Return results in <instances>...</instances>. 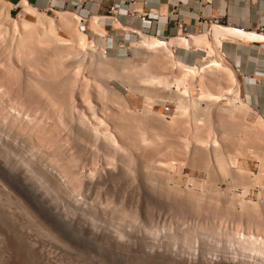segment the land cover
<instances>
[{"label": "rangeland", "instance_id": "1", "mask_svg": "<svg viewBox=\"0 0 264 264\" xmlns=\"http://www.w3.org/2000/svg\"><path fill=\"white\" fill-rule=\"evenodd\" d=\"M31 4L0 0V264H264V76L212 28L140 57V35Z\"/></svg>", "mask_w": 264, "mask_h": 264}, {"label": "crops", "instance_id": "2", "mask_svg": "<svg viewBox=\"0 0 264 264\" xmlns=\"http://www.w3.org/2000/svg\"><path fill=\"white\" fill-rule=\"evenodd\" d=\"M10 1L13 4H22L24 0ZM28 1L36 3L39 7L48 5L56 7L71 5L76 7V4H81L79 13L91 18L96 16L100 25H106L108 22L111 26V32L119 33V30H126L129 38L134 36L131 31L135 28L147 31L148 34H159L157 36L168 38L180 33V22L186 23L190 31L195 33L198 26L195 17L202 10L205 12L206 17L213 22L206 30L211 29L214 23H219L216 20H220V18L223 21H227L228 24L252 30H258L259 25H264V0H261L260 5H256L251 0H212L213 4L206 8H204V3L207 0H202L201 4L197 3L196 0ZM121 1H125V4L120 8V18L118 20L109 19L110 6ZM134 11L145 15L146 19L142 20L138 17H132L130 13ZM167 17H169L168 21H166ZM225 41L223 42V49L232 62L231 64H234L239 70V74L246 76V78L264 76V42H240V40L232 41V39ZM260 107L262 106L260 105Z\"/></svg>", "mask_w": 264, "mask_h": 264}, {"label": "bare ground", "instance_id": "3", "mask_svg": "<svg viewBox=\"0 0 264 264\" xmlns=\"http://www.w3.org/2000/svg\"><path fill=\"white\" fill-rule=\"evenodd\" d=\"M22 10L20 11V16H19V18L21 17V19L22 18H25L26 17V15L27 14H30V15H33V16H42L41 15V12H40V10L38 9V7L37 6H33L31 3H30V1H28V0H24L23 2H22ZM62 12V11H61ZM65 12V11H64ZM59 13L60 12H58L57 13V15H59ZM43 14V13H42ZM79 14V13H78ZM198 15V14H197ZM196 15V16H197ZM61 16V15H60ZM81 16H84V15H82L81 13L79 14V16H77V17H79L80 19H82L81 18ZM91 16V15H90ZM44 17V16H43ZM46 17V16H45ZM89 17V16H88ZM38 18V17H37ZM40 18H42V17H40ZM47 18V17H46ZM48 18H50V17H48ZM47 18V19H48ZM93 19H96V20H98V18H96V16H93L92 17ZM52 19V18H51ZM42 20H43V18H42ZM41 20V21H42ZM54 20V19H53ZM43 21H45V20H43ZM213 23V22H212ZM206 29V28H205ZM54 31V30H53ZM98 30H96V32H97ZM100 32V31H99ZM98 32V33H99ZM177 32H179V31H177ZM103 33V32H102ZM96 34V33H95ZM100 34V33H99ZM203 35H208L212 40H213V42L215 43V45H216V47L215 48H218V50L220 51V53H221V51L223 50L222 48H223V42L225 41V40H227V39H232V41L233 40H240V42L241 41H249V42H264V32H261V31H259V30H251V29H246V28H241V27H238V26H236V25H234V24H228V25H223V24H219V23H214L213 25H212V29H211V31H209V32H207L206 34H203ZM100 36H101V34H100ZM207 36V37H208ZM102 37V36H101ZM97 38V41H98V43H100V45H103V46H105L106 45V42L107 41H105V39L104 38ZM137 37H139V36H137ZM195 37H202V35L199 33V34H195V33H193V32H188V33H182V32H180L179 34L177 33V36H171V37H168V38H165V37H160V36H156V35H152V34H147V33H144V32H140V39H138L139 40V42H137L136 44L138 45V47H140L142 50H140V53H139V51H138V56H140V57H147V56H149V54H148V51H150L151 49H157V48H165V49H168V50H171L172 51V53H173V55L175 56V54H174V49H172V47L174 46V45H176V44H179L180 46H182L183 45V47L184 48H186V49H190V47H192L193 45H194V41H195ZM94 40V39H93ZM197 40V39H196ZM208 41V40H207ZM196 42V41H195ZM226 42V41H225ZM198 44V43H197ZM87 46V45H86ZM178 46V45H177ZM196 46H198V45H196ZM91 47V46H90ZM137 47V48H138ZM102 48H104V47H102ZM199 48V47H198ZM144 49H147V52H146V50H144ZM222 49V50H221ZM106 50V49H105ZM103 52V51H102ZM136 54V55H137ZM151 55V54H150ZM223 56H225L224 55V53H223ZM222 58V57H221ZM225 59V58H224ZM107 60V59H106ZM226 60V59H225ZM178 64L177 65H180V66H189L185 61H183V60H178V62H177ZM223 63V62H222ZM131 64V63H130ZM133 64V63H132ZM198 64H202L201 66H203V67H208V69H209V67H210V64H208L207 62H205V61H198ZM211 64H213V65H215L214 63H211ZM124 65V64H123ZM126 65V64H125ZM228 65V64H227ZM120 66V65H119ZM200 66V65H199ZM200 66V67H201ZM121 67V66H120ZM193 67V66H192ZM190 68V67H189ZM198 68V67H197ZM219 68V67H218ZM130 69V68H129ZM196 69V68H195ZM131 70V69H130ZM142 70V69H141ZM202 70H200V72H201ZM239 71V70H238ZM124 74V73H123ZM128 76V75H127ZM134 77V76H133ZM237 77V76H236ZM144 78V77H143ZM152 78V77H151ZM151 78H148V79H151ZM140 79V78H139ZM141 80V79H140ZM144 80V79H143ZM149 81V80H148ZM106 82V81H105ZM110 82V81H109ZM150 83L151 82H156V79L153 77L150 81H149ZM237 82H238V88H237V91L235 92V101L240 105V106H246V105H248V103L247 102H245V100H243V98H242V96H241V90H240V79H238L237 78ZM176 83V82H175ZM154 85V84H153ZM173 86L174 87H176L177 89H178V91H175V90H173ZM147 89V88H146ZM149 89V88H148ZM162 89V88H161ZM142 90V89H141ZM170 90V92L171 91H174L173 92V94L176 96V94L175 93H177V92H179V94L181 93L182 94V96L184 97V98H186V99H182V101H181V99H179V98H177V99H179V101H181V102H183V100L185 101V100H190V101H188L190 104H192V106H193V104L195 105L194 107H196L197 106V109H199L198 108V104L199 103H197V101L199 100V99H195L194 97H196V96H194V95H192L191 93V95L189 94V93H187V92H189V91H187V89L184 87V90H182V88H181V84L178 82V83H176V85H171V89H168L167 90V92ZM143 91V90H142ZM144 91H145V89H144ZM143 91V92H144ZM157 91H159V90H157ZM156 90L154 91L155 93L157 92ZM142 92V93H143ZM149 92H152V91H150V89H149ZM159 92H161V90L159 91ZM165 92V91H164ZM163 91H162V93H164ZM166 92V93H167ZM192 92V91H191ZM186 93L188 94V95H190L189 96V98L187 99V95H186ZM234 93V92H233ZM146 94V93H145ZM167 94H171V93H167ZM169 95L170 96V98H172V96L174 97V95ZM35 95V94H34ZM148 95H150V94H148ZM157 95V94H156ZM155 94H154V96H156ZM158 95H159V93H158ZM177 95H178V93H177ZM202 95H204V94H202ZM168 96V97H169ZM179 96V95H178ZM187 96V97H186ZM158 97H160V95L158 96ZM163 97V96H162ZM177 97V96H176ZM176 97H174V98H176ZM179 97H181V95L179 96ZM183 97H181V98H183ZM156 98V97H155ZM152 99V98H151ZM177 99H174L175 101H177ZM227 99V98H226ZM230 99V98H229ZM148 100V99H147ZM155 100V99H154ZM150 101V100H149ZM178 101V103L177 104H180V102ZM154 102V101H153ZM187 101H185V105H187V103H186ZM202 103V102H201ZM182 104H184V103H182ZM190 104H188V105H190ZM211 104V103H210ZM234 104V103H233ZM203 105H204V103H203ZM202 104L200 105V106H203ZM183 106V105H182ZM191 106V105H190ZM210 106H212V105H210ZM181 107V106H180ZM188 107V106H187ZM204 107V106H203ZM205 107H206V105H205ZM204 107V108H205ZM213 107V106H212ZM203 108V109H204ZM206 108H208V107H206ZM211 109V108H210ZM209 109V110H210ZM185 110V109H184ZM192 111V110H191ZM196 111V110H195ZM199 111H200V109H199ZM204 111H205V109H204ZM196 112H198V110L196 111ZM195 112V113H196ZM201 112H202V110H201ZM194 113V114H195ZM199 113V112H198ZM197 114V113H196ZM195 114V115H196ZM209 115V114H208ZM81 127V126H80ZM85 131V130H84ZM118 134V133H117ZM125 135V134H124ZM111 137V136H110ZM127 137V136H126ZM178 137V136H177ZM124 138V137H123ZM133 138V137H132ZM184 140V139H183ZM96 141V140H95ZM197 141V140H196ZM207 144V143H206ZM205 144V145H206ZM245 144V143H244ZM214 146V145H213ZM188 149V148H187ZM194 151V150H193ZM214 151V150H213ZM209 154V153H208ZM207 155V154H206ZM257 156V155H256ZM205 157V156H204ZM215 157V156H214ZM209 159V158H208ZM212 159V158H211ZM47 160V159H46ZM206 160V159H205ZM210 161V160H209ZM216 161L218 162L217 163V165H218V167L220 166L221 167V170L222 171H226L225 170V168L227 167L226 166V162H225V157L223 158V154L222 155H220V154H218L217 156H216ZM32 162V161H31ZM211 162V161H210ZM127 163V162H126ZM216 163V162H215ZM237 163V162H236ZM210 164V163H209ZM33 165H35V164H33ZM201 165V164H200ZM203 165V164H202ZM228 165V164H227ZM209 166V165H208ZM147 167V166H146ZM160 167V166H159ZM219 167V168H220ZM203 168V167H202ZM205 169V168H204ZM94 171V170H93ZM13 172V171H12ZM183 172V171H182ZM227 172V171H226ZM26 173V172H25ZM264 173V172H263ZM13 174H15V173H13ZM28 174V173H27ZM142 174V173H141ZM250 174V173H249ZM176 175V174H175ZM260 175H262V174H260ZM166 176V175H165ZM219 176V175H218ZM224 176V175H223ZM28 178V177H27ZM212 178V177H211ZM165 179V178H164ZM88 180V179H87ZM219 180V179H218ZM251 180V179H250ZM92 182V181H91ZM148 182V181H147ZM189 182V181H188ZM250 182V181H249ZM44 183V182H43ZM167 183V182H166ZM165 183V184H166ZM42 184V183H41ZM154 184V183H153ZM28 185H29V183H28ZM42 186V185H41ZM44 186V185H43ZM92 186V185H91ZM172 187V186H171ZM253 187V186H252ZM39 188V187H38ZM162 188V187H161ZM170 188V187H169ZM168 188V189H169ZM175 188H173V190H174ZM164 190V189H163ZM162 190V191H163ZM190 190V189H189ZM176 191V190H175ZM174 191V192H175ZM195 191V190H194ZM42 192V191H41ZM162 193V192H161ZM171 193V192H170ZM14 195V194H13ZM44 195V194H43ZM217 195V194H216ZM45 196V195H44ZM211 200V199H210ZM34 201V199H32V202ZM220 202V201H219ZM16 203V202H15ZM35 203H37L36 202V200H35ZM229 206V205H228ZM227 206V207H228ZM29 212V211H28ZM29 215V214H28ZM32 215V214H31ZM252 238V237H251ZM256 241V240H255ZM245 242V241H244ZM251 242V241H250ZM255 243V242H254ZM250 244V243H249ZM243 245H244V243H243ZM243 247V246H242ZM254 247V246H253ZM242 249V248H241ZM247 249V248H246ZM256 249V248H255ZM234 251V250H233ZM260 251V250H259ZM251 252V251H250ZM244 253V252H243ZM250 254V253H249ZM232 256V255H231ZM230 256V257H231ZM235 257V256H234ZM247 258V257H246ZM261 259V258H260ZM211 261V260H210ZM229 261V260H228ZM234 261H238V260H234ZM247 261V260H246ZM230 262H233L232 261V259H230V261H229V263ZM244 262V261H243ZM228 263V264H229ZM234 264H237V263H235V262H233ZM232 263V264H233ZM246 262H244L243 264H245ZM249 263V262H248ZM247 263V264H248ZM254 264V263H253Z\"/></svg>", "mask_w": 264, "mask_h": 264}, {"label": "built area", "instance_id": "4", "mask_svg": "<svg viewBox=\"0 0 264 264\" xmlns=\"http://www.w3.org/2000/svg\"><path fill=\"white\" fill-rule=\"evenodd\" d=\"M197 3L201 4L202 3V0H196ZM125 4V1H121L119 3H113L111 6H110V12H109V19H112V20H118L120 18V8L122 5ZM213 4V1L212 0H207L205 3H204V8H206L207 6H210ZM81 4H76V11L79 12V8H80ZM202 7H203V4H202ZM130 15L132 17H138L142 20H145L146 19V16L145 15H141V14H138L137 12H131ZM84 17V18H83ZM88 17V16H82V19L85 20V18ZM196 20L198 22V26H197V31L199 33H202L206 27L210 26V24L212 23V20H210L208 17H206V14L205 12L202 10L201 13H199L196 17ZM169 17L166 18V21H168ZM159 21V19H158ZM217 22H222V23H227V21H223L221 18L220 20L217 19L216 20ZM161 22V20H160ZM179 28H180V32L182 31L183 33H190V29L188 27V25L184 22H180L179 23ZM259 31L261 32H264V25H259V28H258ZM133 34H137V35H140V32H144V33H147V31H144V30H138V29H133L131 31ZM158 33V32H157ZM159 35V34H157Z\"/></svg>", "mask_w": 264, "mask_h": 264}]
</instances>
